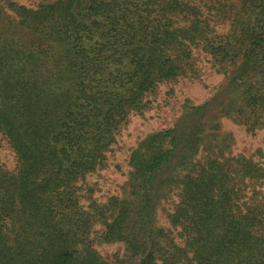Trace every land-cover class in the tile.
Here are the masks:
<instances>
[{"label": "trees", "instance_id": "trees-1", "mask_svg": "<svg viewBox=\"0 0 264 264\" xmlns=\"http://www.w3.org/2000/svg\"><path fill=\"white\" fill-rule=\"evenodd\" d=\"M196 48L223 82L144 135L99 201L89 178ZM225 118L264 127V0H0V132L16 155L0 166V264H264V197L248 192L264 166Z\"/></svg>", "mask_w": 264, "mask_h": 264}, {"label": "rangeland", "instance_id": "rangeland-1", "mask_svg": "<svg viewBox=\"0 0 264 264\" xmlns=\"http://www.w3.org/2000/svg\"><path fill=\"white\" fill-rule=\"evenodd\" d=\"M28 7H36L40 3L54 0H14ZM11 13V12H9ZM228 19L216 24L219 32L227 31ZM194 62L188 68L187 75L174 81L164 82L156 94L148 97L149 105L143 113H133L129 122L124 125L118 136V142L109 157V167L92 175L91 183L98 182L100 190L96 193L99 201L107 196L120 192L121 185L128 170V158L138 141L147 133L171 126L182 113L187 104H201L208 100L216 88L223 82L224 74L219 72L212 57L201 48L194 51ZM227 131L232 132L241 141L236 152H243L248 157L264 166V127L256 133H250L244 126L232 120L223 119ZM254 134V135H253ZM260 150V151H259ZM0 166L13 170L16 166V155L8 140L0 132ZM254 191L257 196L264 197V180L249 187V194ZM172 201L164 202L158 209V221L162 226H169L164 208H170ZM99 250L110 255L122 251L121 244L98 243Z\"/></svg>", "mask_w": 264, "mask_h": 264}]
</instances>
